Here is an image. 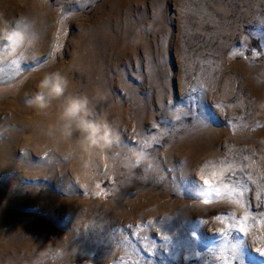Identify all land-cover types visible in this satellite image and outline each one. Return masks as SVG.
Masks as SVG:
<instances>
[{"label": "rangeland", "instance_id": "obj_1", "mask_svg": "<svg viewBox=\"0 0 264 264\" xmlns=\"http://www.w3.org/2000/svg\"><path fill=\"white\" fill-rule=\"evenodd\" d=\"M0 264H264V0H0Z\"/></svg>", "mask_w": 264, "mask_h": 264}, {"label": "clouds", "instance_id": "obj_2", "mask_svg": "<svg viewBox=\"0 0 264 264\" xmlns=\"http://www.w3.org/2000/svg\"><path fill=\"white\" fill-rule=\"evenodd\" d=\"M70 81L59 69L45 72L36 84L37 91L25 100L28 107L40 112L46 111L59 101L57 124L50 131L63 138L78 134L83 146L101 152L110 148L115 141V133L107 117L98 114L86 94H69ZM144 161L137 156V164Z\"/></svg>", "mask_w": 264, "mask_h": 264}, {"label": "snow or ice", "instance_id": "obj_3", "mask_svg": "<svg viewBox=\"0 0 264 264\" xmlns=\"http://www.w3.org/2000/svg\"><path fill=\"white\" fill-rule=\"evenodd\" d=\"M203 183V182H202Z\"/></svg>", "mask_w": 264, "mask_h": 264}]
</instances>
